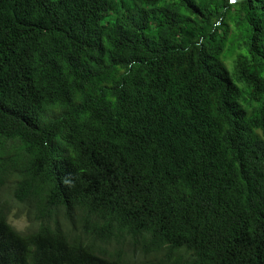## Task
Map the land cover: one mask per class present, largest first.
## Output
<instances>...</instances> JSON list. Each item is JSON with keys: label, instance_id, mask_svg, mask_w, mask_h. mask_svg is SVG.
I'll return each instance as SVG.
<instances>
[{"label": "trees", "instance_id": "trees-1", "mask_svg": "<svg viewBox=\"0 0 264 264\" xmlns=\"http://www.w3.org/2000/svg\"><path fill=\"white\" fill-rule=\"evenodd\" d=\"M0 264H264V0H0Z\"/></svg>", "mask_w": 264, "mask_h": 264}, {"label": "rangeland", "instance_id": "rangeland-1", "mask_svg": "<svg viewBox=\"0 0 264 264\" xmlns=\"http://www.w3.org/2000/svg\"><path fill=\"white\" fill-rule=\"evenodd\" d=\"M239 43L241 42V39L237 40ZM239 88H241V93L243 94L245 91L242 89V85L238 84ZM10 224L18 231H24L27 227H29V223L25 221L24 219H15L13 216L9 217Z\"/></svg>", "mask_w": 264, "mask_h": 264}, {"label": "clouds", "instance_id": "clouds-1", "mask_svg": "<svg viewBox=\"0 0 264 264\" xmlns=\"http://www.w3.org/2000/svg\"><path fill=\"white\" fill-rule=\"evenodd\" d=\"M12 216V215H11ZM19 220V219H18Z\"/></svg>", "mask_w": 264, "mask_h": 264}]
</instances>
